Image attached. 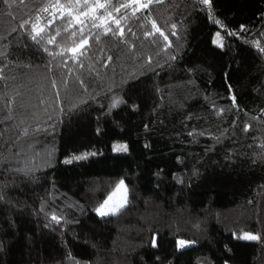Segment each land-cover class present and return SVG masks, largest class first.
I'll return each instance as SVG.
<instances>
[{"label": "trees", "instance_id": "1", "mask_svg": "<svg viewBox=\"0 0 264 264\" xmlns=\"http://www.w3.org/2000/svg\"><path fill=\"white\" fill-rule=\"evenodd\" d=\"M70 3L0 0V264H264V0Z\"/></svg>", "mask_w": 264, "mask_h": 264}, {"label": "snow or ice", "instance_id": "2", "mask_svg": "<svg viewBox=\"0 0 264 264\" xmlns=\"http://www.w3.org/2000/svg\"><path fill=\"white\" fill-rule=\"evenodd\" d=\"M5 2H7V0H5ZM157 2H159V0H157ZM203 3L205 4H209L210 5V0H202ZM57 3L59 4V0H57ZM153 3V0H130V3L128 4H121L120 7H115L114 11L119 12L120 8H129L132 7L133 5H136V8L133 9V11L139 10V9H146L148 8L151 4ZM81 4V0H75V4L70 3L69 4V9H71L72 7H76L79 8ZM83 4L86 8V10L84 12L80 13V16H96V12L98 9H103L105 11V13L107 14V16H111L112 13L108 12V7L110 5V0H95V4H90L89 0H83ZM60 7H63V5H60ZM45 11H47V9H45ZM69 15H71V11H69ZM80 16H76L75 19L78 23H82V21H80ZM100 19H103V17H100ZM217 23H219V21H216ZM115 23L117 25H119V20H116ZM153 23V27L156 28V31H160V29L158 27H156L155 21L152 22ZM33 27H35V25H33ZM243 28V26H241ZM42 31V30H41ZM106 31H111L110 28L106 29ZM39 34V33H37ZM119 34L121 36L124 35L123 33V29H119ZM73 35H75V33H73ZM161 35H163V33H161ZM166 38V37H165ZM33 39H35V37H33ZM49 43H52V41L50 40ZM88 44V40L87 39H82L81 42L76 46L70 49V51L73 53V56H77V55H83V49L85 48V46ZM256 46L260 49L261 52H264V48L260 47L259 43L257 42ZM110 59V58H109ZM233 99H235L233 97ZM120 103V101H115L114 105ZM123 150H126V146H122ZM76 159H84L86 157H75ZM123 184V182L121 181V185ZM108 202L105 201V205ZM104 208V205L101 206V209H98V211H100L101 215L107 214L105 213L102 209ZM117 209H113L112 211L115 212ZM53 219H57L56 217H53ZM241 238L246 239V240H258L259 236L257 235H252L251 233H245ZM180 246H184L185 245V241H180L179 242Z\"/></svg>", "mask_w": 264, "mask_h": 264}, {"label": "rangeland", "instance_id": "3", "mask_svg": "<svg viewBox=\"0 0 264 264\" xmlns=\"http://www.w3.org/2000/svg\"><path fill=\"white\" fill-rule=\"evenodd\" d=\"M225 42H226V39H225L224 35L222 33H220L219 31H215L214 37H213V44L218 48H223L225 45ZM122 146H126V150H123ZM112 152L115 155L127 154L128 153V146L124 142H116L113 144ZM105 201L108 202L106 205H105ZM127 203H128V188L124 182L122 185L120 182L117 185V187L115 188V190L111 193V195H109V197L107 199H105L102 204L97 206L94 209V211L100 217H109V216L116 215L117 213H119L123 208L126 207ZM102 205H104V208L102 210L107 214L101 215L100 211H98V209H101ZM114 208L117 209L115 212L112 211ZM243 235H241V237ZM252 235H254V234H252ZM241 239L246 240L243 238H241ZM180 241H185V245L183 247L180 246V244H179ZM180 241L178 242L179 249H185V248H188V247L194 245V243L192 241H188V240H180ZM246 241H252V240H246ZM197 261L199 264H213L211 260H209L208 258H205V257L198 258Z\"/></svg>", "mask_w": 264, "mask_h": 264}]
</instances>
